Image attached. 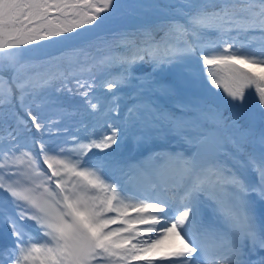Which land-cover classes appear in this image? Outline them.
Instances as JSON below:
<instances>
[{"label":"snow or ice","instance_id":"snow-or-ice-1","mask_svg":"<svg viewBox=\"0 0 264 264\" xmlns=\"http://www.w3.org/2000/svg\"><path fill=\"white\" fill-rule=\"evenodd\" d=\"M148 13L154 23L124 26ZM196 61L230 98L227 115L199 100L168 110L144 93L175 88L133 72L180 65L194 82ZM99 80L109 92L135 89L122 124L46 143L66 113L54 93L79 95L95 115ZM5 124L0 223L13 240L0 264H264L255 208L264 202V0H0V131ZM129 128L181 145L121 169L132 186L106 179L100 156Z\"/></svg>","mask_w":264,"mask_h":264},{"label":"trees","instance_id":"trees-1","mask_svg":"<svg viewBox=\"0 0 264 264\" xmlns=\"http://www.w3.org/2000/svg\"><path fill=\"white\" fill-rule=\"evenodd\" d=\"M134 28V25L129 26V29ZM198 65L200 69L199 72H196L195 79V83L197 84L187 85L185 94H189L190 92L192 93L195 90V86H204L207 90V93H204L203 89H201L199 98H195V100H199L207 104H212L214 106H219L221 110L225 112V115H227L230 109L227 105L223 104L222 101L229 100L230 98L227 97V95L223 92V87L215 88L209 83V77L207 75V72H204L206 71V68H204L202 61H198ZM173 73H175L177 76H180L178 79L183 82V79L185 78V75L183 76L184 71H174ZM202 77L204 78L202 79ZM245 103L246 106L250 108H254L258 105V96L255 94V90H248V92H246Z\"/></svg>","mask_w":264,"mask_h":264},{"label":"rangeland","instance_id":"rangeland-1","mask_svg":"<svg viewBox=\"0 0 264 264\" xmlns=\"http://www.w3.org/2000/svg\"><path fill=\"white\" fill-rule=\"evenodd\" d=\"M158 2L161 3V4H166V3H169L170 0H158ZM153 18H155V17L152 16L151 13H148V14H146L143 17L135 18V19H140L143 22H148V21L155 22V20H153V21L151 20ZM132 20L127 21L124 26L127 27L129 24H132ZM113 27H116V25H105V27L103 29H100L99 31H105L106 32V31H108L109 29H111ZM90 31H97V29H92ZM41 43L43 44L44 42H41ZM173 141L175 142V145H174V142L173 143H171V142H166V143L165 142H160L157 146L165 145V148H167V149L171 150V148L172 149L174 148L173 150H179L181 145L178 143L177 138H174ZM132 162H133L132 158H125L124 161H123L124 165L132 163ZM117 178H119L121 183L128 184L129 186H131L132 183L136 182V177L132 176L130 179H125L123 174L121 173V170L115 169L112 172V179L115 181V179H117ZM259 203H262V202L258 201V200H255V208H256V212H257L258 218H259V216L261 214V210L258 207ZM9 207H10V205H9ZM27 226L30 229L34 228L33 227V222H31V221L27 222ZM139 227H140V225H139ZM0 234H1V236H0V246H2V245L10 246L12 244L13 237H11V235H10L8 226L6 224H4V223H0Z\"/></svg>","mask_w":264,"mask_h":264},{"label":"bare ground","instance_id":"bare-ground-1","mask_svg":"<svg viewBox=\"0 0 264 264\" xmlns=\"http://www.w3.org/2000/svg\"><path fill=\"white\" fill-rule=\"evenodd\" d=\"M160 150H164V148H160L158 151H160ZM151 153H150V151H144V152H142L141 154H139L138 156H136V157H133L132 158V163H129V164H125V166L127 167V166H129V165H133V164H135V163H137V162H139V161H141V160H144V159H146L149 155H150ZM122 173V172H121ZM124 176V178L125 179H130L132 176H126V175H123ZM135 183H137V180H136V182H134V183H132V185H134ZM131 185V186H132ZM140 227H144V225H140Z\"/></svg>","mask_w":264,"mask_h":264}]
</instances>
